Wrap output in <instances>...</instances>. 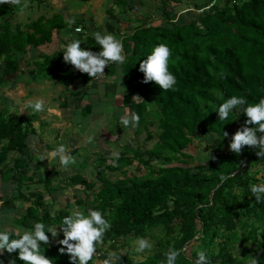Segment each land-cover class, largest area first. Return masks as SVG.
<instances>
[{
    "label": "trees",
    "instance_id": "trees-1",
    "mask_svg": "<svg viewBox=\"0 0 264 264\" xmlns=\"http://www.w3.org/2000/svg\"><path fill=\"white\" fill-rule=\"evenodd\" d=\"M78 1L86 4L90 0ZM235 1L233 4L232 0H203L204 6L194 4L181 13L182 0H158L168 26L138 25L121 36L125 56L120 64L121 73L135 86L122 104L132 108L129 113L140 116L135 134L144 132L145 140H151L149 127H155L157 141L151 148L124 146L119 151L117 166H113V157L96 160L97 167L110 172L136 162L129 176L111 181L99 172V188L78 172L65 178V187H79L85 195L75 194L77 205L100 210L110 221L111 229L102 245L107 249L120 253L127 245L126 237L146 238L153 230H159L161 236L143 261L121 254L118 264H162L164 253L170 248L181 252L177 264H193L200 251L206 253L210 264H249L251 257L257 264H264V202L256 203L250 191L251 185L264 184V159L247 146L239 156L229 149L232 135L247 119L242 109L233 110L224 121H219L216 112L223 102L217 93H222L223 99L243 96L249 103L264 98V0ZM30 2L40 5L43 0ZM125 5V0H115L106 12L115 17L116 7ZM14 12V7L0 5V19ZM136 21L142 22V18ZM79 25L75 22L76 27ZM65 28L58 13L48 18L39 16L25 26L15 25L14 31L9 24H0V85L16 77L30 49L49 45L53 31ZM106 30L114 33L112 24L108 23ZM75 39L81 40V47L86 50L101 51L94 36L77 35ZM160 43L171 49L169 70L177 80L175 90L167 92L153 82L143 83V73L139 71L140 62ZM56 57L55 63H50L47 56L39 64L32 63L36 69L33 77L54 69L46 77L55 82L68 80L72 85L80 80L83 90L71 92L75 99H80L94 79L68 63L63 65L61 52ZM114 64L105 68V76L113 74ZM221 72L226 78L220 77ZM135 96L140 100L136 101ZM90 112L88 104L81 111L83 116ZM151 112L156 117L154 122L148 120ZM33 120L32 115H11L7 108L0 110V181L11 182L16 191L2 204L29 202L25 213L15 220L23 229H31L35 222H43L46 227L59 225L69 215L66 209L52 214L46 195L40 191L22 192L31 178L21 171L33 160L27 145L36 136ZM223 131L229 133L227 138H223ZM195 138L207 140L208 153L214 159L208 155L202 162L188 164L187 159L192 156L187 149ZM11 153L17 157L9 167ZM36 162L42 163L39 158ZM54 174L53 169L47 168L44 178L37 181L47 194L61 188L52 186ZM221 175L229 178L221 182ZM102 246L97 247L96 256ZM41 247L53 264H71L69 255L59 252L62 246L58 242ZM12 259L23 264L18 253L5 251L0 255L2 264H9Z\"/></svg>",
    "mask_w": 264,
    "mask_h": 264
},
{
    "label": "rangeland",
    "instance_id": "rangeland-1",
    "mask_svg": "<svg viewBox=\"0 0 264 264\" xmlns=\"http://www.w3.org/2000/svg\"><path fill=\"white\" fill-rule=\"evenodd\" d=\"M114 1L115 0H90L85 4L79 2L78 0H43V2L40 3L41 9L38 8L39 6L36 7V2H34L32 3V5L35 6V9H29L25 14L14 12L11 15L5 16L0 19V24H9L11 31H14L15 25L25 26L27 24H30L40 14L49 16L53 13H59L63 17L66 24L65 31L62 32L61 30H59V33H55V35L52 34V41L49 45L34 50L35 53L32 51V53H34L33 56L29 55V53L26 54L23 60L24 63L21 64L20 72L16 75V77L13 76L14 78H8L9 80H6L3 84L0 85V110L2 108H7V111L11 115H16L18 113H23L24 115L33 113L38 115L39 113H34L31 108L26 107L29 101L34 102L37 99H42L44 101V105H54L55 107L59 106L63 102H65L66 104L70 102L68 106L72 107L71 111H74L73 109H75V112L78 113L80 110L79 108L83 107L86 104V101L92 99L95 104L94 113L96 114H93L94 116L88 117L84 120V125L86 126L88 124L90 127L84 130L82 136L79 134L80 127L74 128L72 127L73 122L61 119L66 123L63 122L60 123L61 125H56V128L59 127L58 131L53 129L54 126H52L53 128H50V133L46 130L40 131L36 126L38 135H36V137H32V139L28 141L31 144L30 146L35 149V151L32 149L31 152L29 150V153H31L32 156L35 155L34 153L38 149L35 147V145L43 147L40 144L43 142L45 144H48V149L49 147H51V145L55 146V142L57 145L63 144L66 148H68L69 145L70 147H73L72 143H75L74 146H84V149H86V151H84L82 148L79 152L76 151L75 153H73L75 154V156L72 154L76 159V163L70 165L68 168L60 166L58 159L53 160L50 157L46 158L44 154H40L41 159H39L42 161V164H37L35 160L38 157L34 156L35 159L31 160L28 164V167L25 170L21 171V173L25 174L27 177H31L28 180L31 182H25L24 187L22 188V192L27 194L28 192L40 191L45 194L47 204L50 207V211L52 214L57 213L61 209H66L69 214H71L73 210H80L87 214L89 210L87 206H79L75 203V194H78L82 197H85V195L81 191H79V187H65V178L78 172L81 175L87 177V179L93 180L97 184V188H99V183L97 182L99 172L104 173L111 181L122 178L124 176H129L133 169V165L136 162H134L132 166L126 167L123 170L110 172L104 167H97L96 160H98L99 158L110 159L112 158L113 152L119 153V151H121L124 146H128L130 148H135L136 146H139L140 148H151L157 141L158 130L155 127H149L150 131L152 132L153 138L146 141L144 132H140L138 133V135H136V128L124 127L120 124L121 116H123L126 112L129 113L128 110L132 109L127 105H120L121 100L127 95L133 93V89L135 88L131 90L128 89L127 86H122L123 88H125V92L123 88H121L118 90L116 96L115 91L118 87H120L119 82L115 84L113 83L108 89H106V87H102V89L99 91L98 89H95L96 86H93L94 90H92L96 91L97 93H93L91 95L92 97H90V93H88L89 95L87 94V96H82L80 99H75V96L71 95V92L75 88V85L77 90H83L80 84L71 85L68 83V80L65 82H55L51 79H48L43 85L45 90H48L47 92L49 96L51 95L49 98V102L48 100L44 99L45 97L41 94L45 92L43 91V86L39 85L38 83L37 85L36 83H33L31 81L32 77L30 76L32 75V71H34L31 69H35L33 68L34 66L32 62H42L45 55H47L52 62H55L57 58L56 56L60 52L62 53V62H64L63 51L65 49V46L72 39H75L77 35H83L86 37L91 34V36H93V33L99 31L102 34H112L118 40H120L122 34H128V32L132 30L131 25L168 26L165 16L161 14L158 0H125V6H117L114 10L113 15H116L115 17L109 16V14L106 12L112 5V3H114ZM182 1V8L184 11H182L181 13L185 12L186 8L192 7L194 4H197L199 6L205 5L203 4V0ZM129 7L132 8V11L128 10ZM141 18L142 22L136 21ZM75 22H79L80 25L76 27ZM108 23L112 24L114 33H109L106 30L108 27ZM75 28H80L81 31H75ZM2 67V60H0V75ZM118 67H120V64L118 65ZM23 71L28 72L30 76L27 75V73L22 74ZM23 75H25V77H23ZM26 77L28 78L27 84H25L23 80L26 79ZM132 86L135 87L134 83H132ZM105 89L115 97L114 101L111 102V105L108 102H103L105 100V94L106 92H108ZM134 99L136 101H139L140 97ZM120 106L121 108L122 106L124 108L121 109L122 112L121 110H119V112L116 110ZM55 107L52 110H55L57 113L61 112L57 110L58 108ZM53 112L51 111L48 113V111H46V113L50 115L52 119L57 116V114ZM60 114L61 113H59V115ZM41 115L42 114H40V116ZM77 118L78 116L75 117V119ZM148 120L153 122L156 120L155 114L153 112L149 114ZM103 130H106V132H104ZM97 133L99 135L97 138L101 139L102 141L98 143L95 148L93 141L89 143L88 138L96 135ZM193 142L194 143L192 144V146L187 149V153L192 156L191 158L187 159L189 165H194L197 162H202L209 155L207 149L208 143L205 138H195ZM41 149L45 150L44 148ZM80 152L82 154H80ZM15 157H17L16 153H11L9 155V167L12 166V160ZM106 164H109V161H107ZM47 167H51L53 168V170H58L60 172H57L54 176L52 186H61L59 190L53 189L49 191L48 194L43 185L37 183L39 178H44ZM26 186H28V189L26 188ZM15 194V185H12L11 182L6 183L0 181V230L9 231L10 233H12V235H15L16 231L18 230H24L23 228L15 224V220L22 216L25 213L26 207L29 206V202L25 201H13V203L9 204L8 206L2 204L4 200L11 198ZM87 194L89 195L90 192H88ZM89 198L92 199L91 194ZM58 232L59 235L55 238L51 236V233L49 234L50 245L56 243L60 239H63V233L60 232L59 228ZM160 236L161 234L159 230H153L147 235L146 239L152 244V248L155 245L157 238ZM135 240L136 239L132 238L131 236L126 237L125 243L127 245L124 248L120 249L119 252L128 258L143 261L151 252L152 248L150 250H146L143 253H137L133 246ZM107 248L108 247L106 245L102 246V251L95 257L91 264H102V261L107 258V252L114 251L113 249ZM189 250L190 249L188 247V253Z\"/></svg>",
    "mask_w": 264,
    "mask_h": 264
},
{
    "label": "clouds",
    "instance_id": "clouds-1",
    "mask_svg": "<svg viewBox=\"0 0 264 264\" xmlns=\"http://www.w3.org/2000/svg\"><path fill=\"white\" fill-rule=\"evenodd\" d=\"M3 4L14 7L20 14L27 13L31 7L30 0H0V5ZM93 36L101 51L86 50L81 47V40L72 39L65 46L63 60L79 72L86 73L91 79H99L104 75V70L109 64H123L125 56L122 42L114 35L97 31L93 33ZM171 56V49L166 44L156 45L139 64V71L143 73L142 82L145 84L153 82L163 92L175 90L177 80L169 70ZM220 77L226 78L225 73L221 72ZM123 90L125 92V88ZM217 95L223 100L216 111L219 121L227 120L229 114L238 108L242 109L247 117L244 126L232 135L229 144L230 151L239 156L247 146L255 149L256 155L264 159V98L257 103H249L243 96L233 95L228 99H223L222 93H217ZM26 107L31 108L34 113H39L44 111L45 105L42 99H37L34 102L29 101ZM139 121L140 116L135 112H126L120 118V124L124 127L136 128L139 126ZM228 136L229 133L223 131V138ZM92 140V137L88 138L89 143ZM49 157L53 160L58 159L59 164L64 168L76 163L75 157L63 144L49 153ZM112 157L113 166H117L119 153L113 152ZM209 158L214 159L211 153H209ZM243 163L241 161V164ZM228 178L221 175L219 180L223 182ZM250 191L256 203L264 202V184H253ZM58 228L63 233V239L57 241L62 246L59 252L68 254L71 264H90L96 256L97 247L104 244L105 234L111 229V223L100 210L89 209L87 214L80 210H73L61 220L59 225L46 227L43 222H35L31 229L16 231L17 238H12V233L9 231L0 230V255H3L5 251L9 254L18 253V258L23 264H53V260L44 255L41 245L50 243L47 233H51L53 238L57 237ZM133 246L137 253H143L152 248V244L144 237H137ZM121 254L108 251L107 258L102 261V264H118ZM180 255L179 250L170 248L164 253L165 261L162 264H177ZM9 264H16L15 259L10 260ZM193 264H210V260L204 251H200ZM249 264H257V260L251 257Z\"/></svg>",
    "mask_w": 264,
    "mask_h": 264
},
{
    "label": "crops",
    "instance_id": "crops-1",
    "mask_svg": "<svg viewBox=\"0 0 264 264\" xmlns=\"http://www.w3.org/2000/svg\"><path fill=\"white\" fill-rule=\"evenodd\" d=\"M39 6V7H38ZM36 7H38L39 9H41V5H37L36 4ZM35 9V6L34 5H32V3H31V7H30V9ZM43 9V8H42ZM54 14V13H53ZM53 14H51V15H49V16H47V15H44V14H40L39 16H45V17H50V16H52ZM59 14V13H58ZM61 15V14H60ZM39 16H37V18L39 17ZM180 16V15H179ZM64 20V19H63ZM34 21V20H33ZM131 27H132V29L135 27V26H132L131 25ZM66 29H63V30H61L62 32L63 31H65ZM55 33H59V30H54L53 31V34L55 35ZM90 36H91V34H89ZM43 47V46H42ZM41 47H39V48H35V49H30L26 54H28L29 53V55H31V56H33L34 55V53H35V51L34 50H37V49H40ZM32 51L34 52V53H32ZM45 56H47V55H45ZM44 56V57H45ZM43 57V58H44ZM48 57V56H47ZM49 60H50V58H49ZM43 62V61H42ZM56 62V61H55ZM55 62H52L51 60H50V63H55ZM33 63V62H32ZM35 63H41V62H35ZM34 64V63H33ZM62 64L64 65L65 63L64 62H62ZM119 65V64H118ZM118 65L117 64H114V72H113V74L111 75V76H105L106 74H104V76L103 77H100L99 79H94L89 85H88V87L84 90L85 92H84V94H83V96H87V94L88 93H90V97H92L91 95L93 94V93H97L96 91H93L94 90V88H93V86H96L95 87V89H98V91L99 90H101L102 89V87H106V89H108L113 83L115 84V83H117V82H119L120 83V87H118L117 88V92L115 91V93H116V96H117V93H118V90L119 89H121L122 88V86H127L128 87V89H133V88H135V87H133L132 86V83H131V81H129L128 79H126L125 77H123L122 76V73H121V69H120V67H118ZM53 68V67H52ZM31 70H34V71H32V75L30 76L29 74H28V72H26V71H23V73L22 74H25V73H27V75H29L30 77H32L31 78V81L33 82V83H38L39 85H41V86H43V91H45V92H43V93H41L45 98L44 99H46V100H48L49 102H50V96H49V94H48V90H45V88H44V85L43 84H45V82L49 79L50 80V78H48V77H46V75H48V74H50V73H52L53 71H54V69H52L51 71H48V73H44V75H39V76H37V77H33V75L34 74H36V69H31ZM49 70V69H48ZM23 77H25V75H23ZM24 80V83L25 84H27V80H28V78L26 77V79H23ZM42 82V83H41ZM37 84V85H38ZM75 84H80L81 86H82V81H80V80H78V81H75L74 82V84L73 85H75ZM38 87H40V86H38ZM75 87V88H74ZM73 88L74 89H76L77 90V88H76V85L74 86ZM49 88V87H48ZM93 89V90H92ZM105 89V90H106ZM134 90L135 89H133V92H134ZM106 91H108V90H106ZM89 95V94H88ZM103 99V98H102ZM114 99H115V97L113 96V94H110L109 93V91L108 92H106V94H105V100L103 101V102H105V103H109L110 105H111V102L112 101H114ZM123 99V98H122ZM93 103V104H92ZM70 104V102L68 103V104H66L65 102H63V103H61L59 106H57V107H55L54 105H48V104H45V108H44V111H42V112H39V114L38 115H36V114H33V113H28V114H26V115H32L33 117H34V120H33V122H32V124H33V126H34V128H35V130H36V126L39 128V130L41 131V130H46V131H48L49 133L51 132V129L50 128H53L52 126H54V130H56V131H58V129H59V127L58 128H56L57 126L56 125H61L60 123H66L65 121H70V122H73V124H72V127H74V128H78V127H80V129H79V134L82 136V133H84V130H86V129H88L90 126L87 124L86 126L84 125L85 124V122H84V120L85 119H87L88 117H91V116H94L93 114H96V113H94V102L92 101V99L91 100H88V101H86V104L85 105H90L91 106V112H90V114L89 115H87V116H83L82 115V113H81V111H82V108L85 106H83V107H81V108H79L80 110H79V113L78 112H75V109H73L74 111H71V106H68ZM120 105H122V100H121V104ZM58 108L57 110H59V111H61V112H56L55 110H52L53 108ZM122 108H123V106H122ZM121 108V106L120 107H118L116 110L119 112V110H121L122 109ZM124 109V108H123ZM46 111H48V113L49 112H55V114H57V116L59 115V113H61L58 117L56 116V117H54L53 119H52V117L50 116V115H48L47 113H46ZM53 112V113H54ZM121 112H122V110H121ZM40 114H42L41 116H40ZM18 115H24L23 113L22 114H19L18 113ZM76 116H78V118L77 119H75V117ZM65 120V121H62V120ZM91 119V118H90ZM60 121V122H59ZM90 124H91V122H90ZM63 125H65V124H63ZM56 126V127H55ZM104 132H106V130H103ZM99 133V132H98ZM98 133L96 134V135H94V136H92V138H93V143H94V145H95V148H96V145L98 144V143H100L102 140L101 139H98L97 137L99 136L98 135ZM36 135H38L37 134V130H36ZM35 136V135H34ZM33 136V137H34ZM81 136H80V138H81ZM36 137V136H35ZM30 139H32V137L30 138ZM28 144V148H29V150H30V152L32 151V149L35 151V149L34 148H32V146H30L31 144L29 143V142H27ZM43 147H41V146H36L35 144V147L36 148H38L37 150H36V152L34 153L35 155V157L37 156L38 158H40V154H44V156L47 158V157H49V153H51L56 147H58L59 146V144L57 145L56 144V142H55V146H52L51 145V147H49V149H48V144L46 143H40ZM74 144L75 143H72V146L73 147H70V145H69V147L67 148L70 152H71V154H73V153H75L76 151L77 152H79L80 151V149L82 148L84 151H86V149H84L85 147L84 146H79V147H77V146H74ZM33 145V146H34ZM41 148H44L45 150H42ZM82 150V151H83ZM38 151H39V153H38ZM31 156H32V154L31 153H29ZM80 154H82L81 152H80ZM74 156H75V154H73ZM34 156H32V158H33V160L35 159V157ZM41 159V158H40ZM57 160V159H56ZM33 162V161H32ZM31 162V163H32ZM35 162H36V160H35ZM37 164H39V163H37ZM40 164H42V163H40ZM60 165V164H59ZM61 166V165H60ZM47 168H51V167H47ZM47 168H46V171H47ZM51 169H53V168H51ZM53 172H55V174L53 175V179H54V176L56 175V173L57 172H59L58 170L57 171H55V170H53ZM60 173V172H59ZM75 174V173H74ZM73 175V174H72ZM6 183H9V182H6Z\"/></svg>",
    "mask_w": 264,
    "mask_h": 264
},
{
    "label": "built area",
    "instance_id": "built-area-1",
    "mask_svg": "<svg viewBox=\"0 0 264 264\" xmlns=\"http://www.w3.org/2000/svg\"><path fill=\"white\" fill-rule=\"evenodd\" d=\"M222 1H227V0H222ZM232 3L235 4L236 1H235V0H232ZM208 8H209V7H206L205 9H208ZM77 29H80V28H75V31H77ZM80 31H81V29H80ZM80 31H79V32H80Z\"/></svg>",
    "mask_w": 264,
    "mask_h": 264
}]
</instances>
